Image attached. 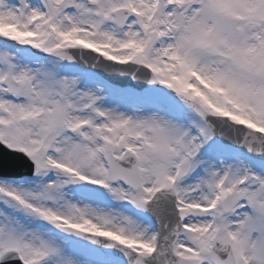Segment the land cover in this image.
<instances>
[{
  "label": "snow or ice",
  "instance_id": "1",
  "mask_svg": "<svg viewBox=\"0 0 264 264\" xmlns=\"http://www.w3.org/2000/svg\"><path fill=\"white\" fill-rule=\"evenodd\" d=\"M0 264H264V0H0Z\"/></svg>",
  "mask_w": 264,
  "mask_h": 264
}]
</instances>
